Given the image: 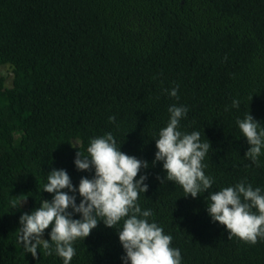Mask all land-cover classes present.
<instances>
[{
    "label": "trees",
    "instance_id": "trees-1",
    "mask_svg": "<svg viewBox=\"0 0 264 264\" xmlns=\"http://www.w3.org/2000/svg\"><path fill=\"white\" fill-rule=\"evenodd\" d=\"M4 66L12 77L7 86L0 75V264H63L42 247L35 258L25 252L19 218L52 199L42 190L53 169L74 187L91 179L94 170H76V151L87 155L107 133L148 163L137 203L172 236L181 264H264V239H228L206 211L208 192L240 182L264 194V149L259 167L245 158L236 123L249 113L264 127V0H0ZM177 86L178 99L168 95ZM173 105L188 109L178 130L210 143L202 163L213 184L196 198L161 184L162 163H152ZM122 225L100 222L74 242L70 264H124Z\"/></svg>",
    "mask_w": 264,
    "mask_h": 264
},
{
    "label": "clouds",
    "instance_id": "clouds-1",
    "mask_svg": "<svg viewBox=\"0 0 264 264\" xmlns=\"http://www.w3.org/2000/svg\"><path fill=\"white\" fill-rule=\"evenodd\" d=\"M177 92L178 86L168 95L178 99ZM232 107H239V101L233 100ZM168 112L167 126L155 139L152 163L161 162L165 173L163 179H157L161 184L174 182L182 188L184 197L196 198L208 192L213 184L212 177L205 175L206 165L202 163L210 143L207 140L201 142L198 131L187 134L178 130L180 120L188 112L186 107L173 105ZM115 119V116L109 117L110 122ZM236 123L250 146L244 157L259 167L258 158L264 149V127L249 113ZM120 148L113 135L107 133L90 141L87 155L76 151V170H94L91 179L81 177L78 187L72 185L66 170L53 169L47 174L42 191L52 194V199L42 200L31 214H22L19 218L17 243L26 253L35 258L42 247L47 255L54 251L63 264H70L76 254L75 241H83L100 222L107 228H114L123 220L122 228L117 232L124 251L121 257L124 264H181L180 250L171 247L172 236L166 235L156 223L149 222L147 218L152 215L151 211H142L137 203L139 194L147 192L148 185L145 183L147 176L136 177L141 169L149 167L148 163L125 154ZM69 193H78L81 198L78 205L76 196ZM206 199L209 201L208 216L212 222L224 227L228 239L235 237L250 246L264 239V194L260 188L253 189L251 184L240 182L208 192ZM75 214L80 218L73 219ZM50 226L49 239L43 240L42 236Z\"/></svg>",
    "mask_w": 264,
    "mask_h": 264
},
{
    "label": "rangeland",
    "instance_id": "rangeland-1",
    "mask_svg": "<svg viewBox=\"0 0 264 264\" xmlns=\"http://www.w3.org/2000/svg\"><path fill=\"white\" fill-rule=\"evenodd\" d=\"M0 75H3L5 78H6V85L9 86L10 83H11V77H12V74H11V71L9 70V68L7 67H0Z\"/></svg>",
    "mask_w": 264,
    "mask_h": 264
}]
</instances>
